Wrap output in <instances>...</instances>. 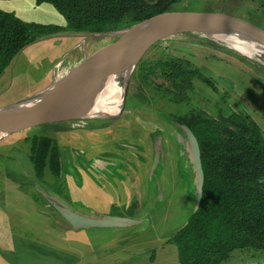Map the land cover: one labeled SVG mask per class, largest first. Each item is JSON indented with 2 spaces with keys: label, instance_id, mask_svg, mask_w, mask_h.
Segmentation results:
<instances>
[{
  "label": "rangeland",
  "instance_id": "374dc122",
  "mask_svg": "<svg viewBox=\"0 0 264 264\" xmlns=\"http://www.w3.org/2000/svg\"><path fill=\"white\" fill-rule=\"evenodd\" d=\"M172 12L195 14L205 18H223L264 36V19L244 0H184L176 4ZM56 26L66 28L67 25ZM130 26H121L114 31L99 34L119 32ZM93 34L95 32H61L60 37L66 36L61 54H51L50 46L46 44L24 49L0 77V108L42 89L52 68ZM59 35H55V40L60 38ZM162 37L150 47L143 58L156 60L169 54L189 59L214 82L219 91L216 93L202 81L196 80L194 86L200 97L195 95V100L203 104L208 111L213 104H220L226 116L237 108V112L259 124L264 133L263 69L219 44L188 32L169 33ZM121 42V37L108 35L97 38L86 49V53L94 58H91V62L86 63L85 67L103 65L102 61L111 59ZM49 44H54V41ZM103 52L106 54L105 59L100 56ZM69 70V73L74 72ZM128 94L137 95L133 98L139 100V103L131 101L126 104L119 120L106 129L74 130L48 124L30 125L12 134L15 135L13 140L6 141L4 138L0 141V194L4 195L2 190L5 177L11 175V172H14L12 175H24L27 171V176L36 179L38 183L33 191H40L38 198L41 201L38 206L48 209L57 219L52 223L59 227L53 233L55 253L56 250L67 253L70 249L77 254L80 262L78 264H148L144 256L150 258L161 248H164V252L168 251V254L170 250H174L169 257L171 259L164 263L156 256V262L153 264H178L176 247L166 244L187 224L194 213L197 186L194 179L189 180L181 171L183 166L191 169V175L194 174L191 156L185 147L187 139L181 132L169 127L159 113L161 111L166 114H181L186 106L167 101L148 105L133 77ZM203 98L209 103H205ZM38 134H48L53 144L56 141L59 151L69 155L71 163L81 174L66 175L62 187L56 189L58 195L64 192L58 199L63 200L70 209L85 216L127 219L123 222V227L102 233L106 234L107 240L116 238V242H120L118 247H110L107 253L102 255L106 260L101 261L94 257L86 259L89 255L85 252L88 246L83 240L85 235L66 232L72 227L43 196L44 194L57 198L55 188L51 189L55 183V175L46 171L42 181H38L30 159L28 138ZM25 146L28 147L27 150ZM160 149L162 171L157 184V180H150V175L156 152ZM21 150L22 156L18 154ZM183 152L186 153L184 156ZM93 157L105 158L115 164L102 169L104 173L98 170L99 173L96 169L95 173L93 169H88L89 166L85 162V159ZM66 159L63 155V162L66 163ZM17 160H22V164L15 166ZM155 187L159 190L158 195L154 192L157 189ZM44 224H49L46 219ZM76 236L79 240L76 239V243H72L71 240ZM65 261L66 259L61 257L59 263ZM224 264H264V252L237 250Z\"/></svg>",
  "mask_w": 264,
  "mask_h": 264
},
{
  "label": "trees",
  "instance_id": "16d2710c",
  "mask_svg": "<svg viewBox=\"0 0 264 264\" xmlns=\"http://www.w3.org/2000/svg\"><path fill=\"white\" fill-rule=\"evenodd\" d=\"M182 1L36 0L37 5H52L65 19L66 28L28 23L0 10V77L25 48L43 38L63 31H114L172 12V8ZM244 1L264 19V0ZM133 79L148 105H157L161 101L185 105L181 114L160 111V116L178 132L182 133V130L173 121L187 126L199 143L205 176L201 202L187 224L169 239L177 248L179 263L224 264L237 250L264 252V133L259 124L237 111L224 115L218 103L208 111L195 100V95L200 97V93L196 91L194 80L202 81L216 93L219 91L189 59L169 54L156 60L143 58ZM133 97L137 95L128 94L126 104L131 101L138 104L139 100ZM202 100L209 103L205 98ZM28 142L37 179L41 182L49 171L55 175L51 188H55V196L64 195V192L56 194V189L62 187L66 175L80 176L74 164L63 162V155L68 160L69 155L61 153L57 142L53 144L48 134L34 135ZM159 155L158 165L150 175V180H157V184L162 171V149ZM85 162L95 172L99 165L104 169L102 166L115 164L102 158L85 159ZM181 171L193 180L190 168L182 166ZM154 192L158 195V188Z\"/></svg>",
  "mask_w": 264,
  "mask_h": 264
},
{
  "label": "water",
  "instance_id": "95a60500",
  "mask_svg": "<svg viewBox=\"0 0 264 264\" xmlns=\"http://www.w3.org/2000/svg\"><path fill=\"white\" fill-rule=\"evenodd\" d=\"M236 24L214 16L213 18H205L195 14L165 12L142 23L132 25L136 26L138 31L133 41L132 50L124 60L112 62L114 54L111 59L102 61L104 64L101 66L93 65L74 71L34 94L1 107L0 135L4 139L24 127L39 124L74 130H102L110 127L119 120L125 111L132 77L141 59L156 41L163 38L162 35L169 33L188 32L204 38L235 52L264 70V36ZM94 35L119 37L118 32L95 33L91 36ZM100 56L105 59L106 54L103 52ZM100 84L119 86L118 103L115 112L108 119L90 122L81 118L84 112L75 114L76 106L79 105L82 110L83 106H80L82 96L91 88L98 91ZM174 123L182 130L183 136L187 139L185 147L193 164V179L197 186L195 213L201 202L205 178L200 147L195 135L187 126L177 121ZM159 157L158 151L152 172L158 165ZM43 196L74 230L116 229L123 227V222L127 221V219L121 218L85 216L67 207L63 200L58 199V197L53 198L44 194Z\"/></svg>",
  "mask_w": 264,
  "mask_h": 264
},
{
  "label": "crops",
  "instance_id": "0c3cea01",
  "mask_svg": "<svg viewBox=\"0 0 264 264\" xmlns=\"http://www.w3.org/2000/svg\"><path fill=\"white\" fill-rule=\"evenodd\" d=\"M0 9L4 12L14 13L16 17L28 23L67 25L63 16H61L52 5L44 3L37 6L35 0H0ZM65 37L66 36H63V38L60 37L58 40H55V35H52L31 44L25 48V50L37 48L39 45L46 44L50 46L49 51L51 54H61L63 43H65L63 42ZM50 41H54V44L50 45ZM55 42H57L56 46ZM230 106L232 107V104H230ZM234 111H237V108H235ZM20 148L22 149L23 147L20 146ZM27 148L25 146L26 150ZM21 153L22 150L18 152L19 155H21ZM23 153L25 154V152ZM93 158L101 159L100 157ZM93 158L86 160H91ZM22 162V160H17L15 166L21 165ZM89 168L92 170V167ZM95 169L104 173L100 165L95 167ZM12 173L14 172H11V175L5 177V182L3 184L4 190H2L4 195L0 194V264H60L61 257L66 259L62 264L80 263L77 254L70 249L67 250V253H60V250H56L55 253V249L53 248L55 246L53 233H55L59 227H57V224H55V226L54 224L52 225V223L57 220L54 215L48 209H43L38 206V203L41 201L38 198L39 190L35 189L33 191V188L38 183L37 180L27 176V174H25L27 171H25L24 175H12ZM45 219L49 223L48 225L44 224ZM69 231L79 232L85 235L82 237L88 245L87 248H85V252H87L86 255H89L86 259L94 257L104 261L106 257L102 255L107 253V249L110 247H118L120 243L116 242V238L109 241L106 239V234L102 235V233H106L107 231H114L113 229L74 230L69 228L66 230V232ZM77 236H79V234ZM77 236L74 240H71L72 243H76V239L77 241L79 240ZM127 237H129V235ZM168 244L173 245L169 240L166 245ZM33 250H35V252ZM163 250L164 248H161L156 255H152L150 258L144 256V259L148 260V264H153L156 262L155 260L157 258H161V260L166 263L171 259L169 257L172 256L174 250H170L169 254L168 251L164 252ZM87 264L93 263L87 262ZM178 264H180L179 259Z\"/></svg>",
  "mask_w": 264,
  "mask_h": 264
},
{
  "label": "bare ground",
  "instance_id": "6f19581e",
  "mask_svg": "<svg viewBox=\"0 0 264 264\" xmlns=\"http://www.w3.org/2000/svg\"><path fill=\"white\" fill-rule=\"evenodd\" d=\"M137 31L138 28L136 26H130L118 32V36L121 37L123 41L121 42L115 55L112 57V62L124 60L126 56L131 52L133 41L135 35L137 34ZM100 37L102 36H91L84 42L80 43L78 47L75 48L72 52L65 55L64 58L52 68L47 78V82L45 83V86L43 88H46L50 83L54 84L58 82L67 74L72 73H69V69L77 71L86 68L85 64L90 63L91 58H94L93 56L86 53V49L89 48V46L94 43L97 38L99 39ZM98 85L95 86L98 87ZM119 95V86L100 84L98 91H96V89L94 90V88L86 91V94L82 96V99L80 101V106H83V109L81 110L79 108V105H77L75 114L78 112H84L82 114L83 117L81 118H85L90 122L98 120L103 121L105 119H108L115 112ZM14 138L15 135L5 137L6 141L13 140ZM2 139L3 137L2 135H0V141Z\"/></svg>",
  "mask_w": 264,
  "mask_h": 264
},
{
  "label": "flooded vegetation",
  "instance_id": "af4514ba",
  "mask_svg": "<svg viewBox=\"0 0 264 264\" xmlns=\"http://www.w3.org/2000/svg\"><path fill=\"white\" fill-rule=\"evenodd\" d=\"M71 161H72V160H71V158L69 157V160H68V159L66 160V165L68 164V162L71 163ZM64 163H65V162H64ZM87 166H88V165H87ZM88 169H89V167H88ZM79 174H80V173H79ZM80 176H81V174H80Z\"/></svg>",
  "mask_w": 264,
  "mask_h": 264
}]
</instances>
